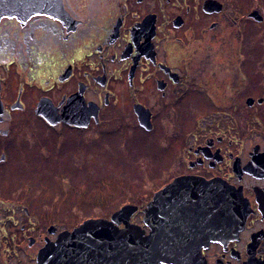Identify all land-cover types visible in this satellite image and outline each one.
<instances>
[{"label":"flooded vegetation","instance_id":"af4514ba","mask_svg":"<svg viewBox=\"0 0 264 264\" xmlns=\"http://www.w3.org/2000/svg\"><path fill=\"white\" fill-rule=\"evenodd\" d=\"M60 1L61 21L0 19V264H264V0ZM72 97L86 127L35 111ZM37 121L98 140L134 126L155 149L142 165L166 174L116 231L73 234L113 213L65 222L27 200L52 156ZM190 180L153 234L148 203ZM152 241L168 252L137 262Z\"/></svg>","mask_w":264,"mask_h":264},{"label":"rangeland","instance_id":"374dc122","mask_svg":"<svg viewBox=\"0 0 264 264\" xmlns=\"http://www.w3.org/2000/svg\"><path fill=\"white\" fill-rule=\"evenodd\" d=\"M241 2L247 4V0ZM91 3L100 10L107 5L106 0ZM35 125L41 127L43 143L51 147L52 156L45 164L46 177L33 183L38 193L27 200L45 211L63 212L65 222L71 216H79L80 223L85 218L109 216L126 200L136 201L153 189L159 173L166 174V170L142 165L152 162L155 149L152 140L134 126L125 127L122 135L98 140L65 127L55 135L42 122Z\"/></svg>","mask_w":264,"mask_h":264},{"label":"water","instance_id":"95a60500","mask_svg":"<svg viewBox=\"0 0 264 264\" xmlns=\"http://www.w3.org/2000/svg\"><path fill=\"white\" fill-rule=\"evenodd\" d=\"M206 3H214L212 1H207ZM63 8V3L60 0H0V19L5 18H16L18 21H26L32 16H47L53 19L61 21V18L65 15ZM80 105L82 102H79L74 97L68 98L66 104L62 107V111L59 113L51 104V102L44 98L42 99L36 108V113L44 121H46L51 126H56L57 124L63 122L66 125H71L75 127H86L87 121L81 117ZM141 126L143 128L149 129L146 124V119H141ZM194 181H176L168 187L160 190L155 194L154 198L148 203L147 209V220L151 221L150 226L153 229V234H158L161 226V212L171 213L172 205H176V200L179 196L178 187L179 185H195ZM136 211V208L131 205H125L118 211H115L111 216V220H102V219H93L86 220L79 227L75 228L72 231L73 234H82L83 233H94V232H105V231H116L118 228L113 226V223H119L122 220L126 223V218L128 214H132ZM161 211V212H160ZM130 226V227H129ZM137 229L139 226L126 225V228ZM71 233V234H72ZM67 234V233H66ZM135 235L137 234L134 232ZM153 234L151 235L153 238ZM118 238H125L122 235H119ZM142 243L138 242V249L136 248V257L137 262L139 260H149L154 259L156 261L160 260L161 256L168 252L167 249L159 247L157 243L150 242L151 247L143 245L140 248ZM118 245L122 247V243L119 241ZM136 245V241L134 242ZM114 245L107 246L111 250V253L115 255ZM176 249V248H174Z\"/></svg>","mask_w":264,"mask_h":264}]
</instances>
